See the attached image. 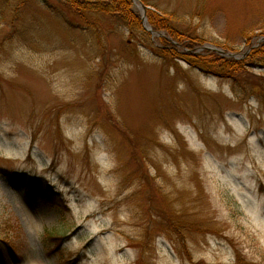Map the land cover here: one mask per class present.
<instances>
[{"label":"rangeland","instance_id":"rangeland-1","mask_svg":"<svg viewBox=\"0 0 264 264\" xmlns=\"http://www.w3.org/2000/svg\"><path fill=\"white\" fill-rule=\"evenodd\" d=\"M151 2L195 54L251 69L0 0V264H264V0Z\"/></svg>","mask_w":264,"mask_h":264},{"label":"trees","instance_id":"trees-1","mask_svg":"<svg viewBox=\"0 0 264 264\" xmlns=\"http://www.w3.org/2000/svg\"><path fill=\"white\" fill-rule=\"evenodd\" d=\"M66 3V7L77 16L82 22L89 24V19L96 15L110 16L114 18H120L125 25L129 28L131 34H134L135 31L140 32L144 29L142 17L134 10V0H62ZM146 6H153L154 10H147V20L150 27L155 32H164L166 38H160L155 42H152L151 45H157L158 47H163V52L169 54L170 56L182 57L188 61L189 65H193L195 68L207 71L204 68H208V65L214 66L211 68V74H214L215 71H241L251 69L252 64L238 63L239 67L235 64L233 58H222L217 56L215 53H210L208 56L195 54V51L202 46V43L205 42L204 39L193 38L180 32L177 28L172 26V19L166 12L160 10L157 6L153 5L151 0H140ZM143 31V30H142ZM170 38L172 41H175L178 44V47L181 46L183 55H179L177 48H174L173 43L168 40ZM167 45V46H166ZM152 46V47H153ZM170 50H169V48ZM207 57L211 58V62L207 61ZM251 57H263L264 58V43L257 49L253 50ZM218 70H216V69ZM228 77H231L230 74H226ZM234 77V76H233ZM256 87H264V85L258 81L254 82ZM252 85V84H251ZM254 85V86H255ZM253 88V87H252ZM20 189L28 188L29 191L36 190L37 187L30 186L26 184V181L23 179L19 180L17 183ZM47 197V196H46ZM171 222V221H170ZM7 245H11L7 243ZM12 247V246H10Z\"/></svg>","mask_w":264,"mask_h":264},{"label":"water","instance_id":"water-1","mask_svg":"<svg viewBox=\"0 0 264 264\" xmlns=\"http://www.w3.org/2000/svg\"><path fill=\"white\" fill-rule=\"evenodd\" d=\"M137 1V0H136ZM141 8H142V11H143V14H142V21H143V25H144V29L146 31H148L149 33H151L153 36H160L159 33H156L149 25H148V22H147V18H146V11H147V7H145L142 3H141ZM213 49V48H212ZM216 50V49H214ZM230 56V55H229ZM233 55H231L232 57Z\"/></svg>","mask_w":264,"mask_h":264}]
</instances>
